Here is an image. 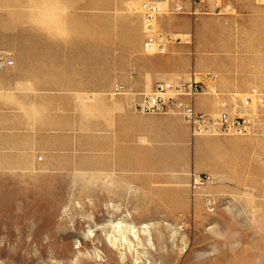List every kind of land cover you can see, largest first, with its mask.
<instances>
[{"label":"rangeland","instance_id":"1","mask_svg":"<svg viewBox=\"0 0 264 264\" xmlns=\"http://www.w3.org/2000/svg\"><path fill=\"white\" fill-rule=\"evenodd\" d=\"M144 1L109 3L105 41L115 54L119 11L139 14ZM163 1L156 32L170 42L154 56L173 57L180 81L200 80L203 96L229 107L230 95L241 103L252 87L264 94V0H221L225 13L215 0L196 13ZM9 6L20 11L21 0ZM258 115L248 135L175 145L174 170L124 181L137 185L0 163V264H264V110Z\"/></svg>","mask_w":264,"mask_h":264},{"label":"crops","instance_id":"2","mask_svg":"<svg viewBox=\"0 0 264 264\" xmlns=\"http://www.w3.org/2000/svg\"><path fill=\"white\" fill-rule=\"evenodd\" d=\"M115 1L132 0H21L20 11L0 0V51L12 52L11 65L0 70V163L7 169L78 171L85 175L76 177L137 185L124 181L173 171L174 146L195 138L177 114L136 111L133 90L180 77L173 57L145 50L139 6V14L119 11L115 54L105 41L114 29L107 10ZM155 1L163 14L167 3ZM119 85L125 92L116 91ZM231 98L229 110L239 113ZM194 104L221 110L203 94Z\"/></svg>","mask_w":264,"mask_h":264},{"label":"built area","instance_id":"3","mask_svg":"<svg viewBox=\"0 0 264 264\" xmlns=\"http://www.w3.org/2000/svg\"><path fill=\"white\" fill-rule=\"evenodd\" d=\"M182 3L184 2L181 0ZM191 4V12H202L201 5L205 0H187ZM176 5V3L174 4ZM145 9V17L147 19L148 32L153 31V20L156 16L155 7L147 4ZM186 6L182 5L179 9H174L177 13H182ZM215 12L225 13V6L218 0L214 2ZM223 10V11H222ZM155 14V15H154ZM159 48L162 45L156 36H148L146 45ZM12 52H0V70L5 69L12 63ZM117 92H125L124 86L119 85ZM203 93V86L200 80H181L178 85H173L165 80H158L154 83L148 94L138 93L133 97L134 107L136 111L143 114H166L172 113L182 117L186 124L190 127L194 136L201 135H248L253 128V121L249 113L252 112L251 104L253 98L257 101V109L260 112L264 110V94L258 88L251 89L241 101V110L243 113L231 114L228 110V104L221 103L222 110L218 115H212L209 112L198 110L194 104V98ZM226 108V109H223ZM245 110H248L247 112Z\"/></svg>","mask_w":264,"mask_h":264},{"label":"bare ground","instance_id":"4","mask_svg":"<svg viewBox=\"0 0 264 264\" xmlns=\"http://www.w3.org/2000/svg\"><path fill=\"white\" fill-rule=\"evenodd\" d=\"M219 2H221V0H218ZM149 5V4H152L154 7H155V14H156V16H155V18H154V20H153V31L152 32H148V30H147V19H146V17H145V9H146V5ZM158 2L157 1H151V0H149V1H146V2H144V3H142L141 4V6H140V12L142 13V15H143V27H144V32H145V34H146V37H148V36H156V38L159 40V43L162 45L161 47H159V48H156L155 47V43H154V45L152 46V47H149V46H147L146 45V42H145V44H144V47H145V50L148 52V53H151V54H156V53H162L164 50H165V48H164V46L166 45V43H168V42H170V38L169 37H164V36H162L160 33H158V32H156V30H158V28H157V17H158V15L161 13V11H159V8H158ZM190 4V3H189ZM182 5H184V4H182V3H176V5H174L173 6V11H174V9H179ZM190 6H191V4H190ZM191 9H192V7H190ZM230 7L229 6H225V9H224V11L225 12H230ZM154 14V15H155ZM189 36H190V34H186V35H181V34H178V35H176V37L175 38H181V37H184L185 38V40H186V42H190L189 41ZM1 52V51H0ZM190 80H195V79H190ZM168 83H170V84H173V85H178L179 83H180V78H178L175 82H168ZM151 89L152 88H150L149 90H145L144 91V93L145 94H148L150 91H151ZM252 89H254V88H252ZM201 94V93H200ZM249 93H246V94H243V96H242V99L246 96V95H248ZM231 96H233V97H235L236 95H231ZM220 103H223L222 105H224V104H226V103H224V102H220ZM257 101H256V99L255 98H253V102H252V104H251V107L250 108H252L253 110H252V112H249V114H250V116H251V118H252V121H253V123H255L256 124V122L258 123V119H259V115H258V109H257ZM219 106H221V104H219ZM240 106H241V104H240ZM221 108V107H220ZM223 109H226V108H223ZM221 110H222V108H221ZM220 110V111H221ZM227 110L231 113V111L229 110V106L227 107ZM220 111L218 112V113H215V114H212V115H218L219 113H220ZM248 111V110H247ZM232 114V113H231ZM205 136H219V135H205ZM199 178H200V176L199 175H196V178H195V182H200V180H199ZM206 204L207 205H209V203L211 202V200L210 199H206ZM120 224L119 223H116L114 226L115 227H117V226H119ZM133 230V229H132ZM133 232H134V230H133ZM135 232H136V230H135ZM121 234H125L124 232H122ZM109 237H110V235H109ZM114 237V236H113ZM113 239H117L118 240V238H113ZM126 240V239H125ZM112 241H114V240H112V237H111V242Z\"/></svg>","mask_w":264,"mask_h":264}]
</instances>
